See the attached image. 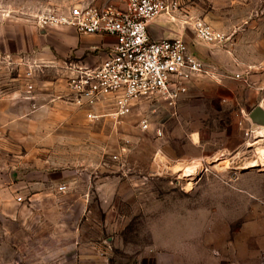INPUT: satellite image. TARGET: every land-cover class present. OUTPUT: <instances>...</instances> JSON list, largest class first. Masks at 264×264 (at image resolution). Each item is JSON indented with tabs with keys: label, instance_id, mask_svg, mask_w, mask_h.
Returning <instances> with one entry per match:
<instances>
[{
	"label": "rangeland",
	"instance_id": "374dc122",
	"mask_svg": "<svg viewBox=\"0 0 264 264\" xmlns=\"http://www.w3.org/2000/svg\"><path fill=\"white\" fill-rule=\"evenodd\" d=\"M76 3L123 6V0H0V264H205L204 240L218 229L217 212L229 207L224 192L264 191V164L245 166L264 156V128L249 121L264 108V0H181V13L160 22L187 41L208 73L177 105L143 98L118 124L110 118L88 124L72 100L58 104L43 94L58 83L69 95L77 60L46 44L36 15ZM191 19L228 41L199 42ZM11 34L16 44L27 35L28 49L3 47ZM28 81L37 93L26 92ZM181 165L186 174L170 171ZM197 168L195 176L188 173ZM39 174L45 186L24 190ZM98 180L113 188L106 198L92 188ZM239 197L241 222L249 201ZM91 211L111 226L97 244L72 235ZM184 231L192 241L183 242Z\"/></svg>",
	"mask_w": 264,
	"mask_h": 264
},
{
	"label": "built area",
	"instance_id": "2783aa9c",
	"mask_svg": "<svg viewBox=\"0 0 264 264\" xmlns=\"http://www.w3.org/2000/svg\"><path fill=\"white\" fill-rule=\"evenodd\" d=\"M181 11V0H123L121 7L76 3L67 8H47L36 15L40 30L70 28L81 35H103L115 40L101 65L76 66L68 79L72 102L86 111L88 124L105 118L118 124L129 114L132 104L143 98L163 100L173 107L194 79L208 73L204 64L190 53L183 37L155 39L149 32L150 24L164 18L174 20ZM190 25L201 43L224 45L229 39L203 20L191 19ZM31 76L29 70L27 80ZM26 92H34L30 81ZM97 108H104L105 112H98ZM141 126L148 129L147 118L141 120ZM158 136L162 133L158 132ZM58 189L62 194L68 191L65 184ZM17 201L23 203L24 199L19 196Z\"/></svg>",
	"mask_w": 264,
	"mask_h": 264
},
{
	"label": "crops",
	"instance_id": "0c3cea01",
	"mask_svg": "<svg viewBox=\"0 0 264 264\" xmlns=\"http://www.w3.org/2000/svg\"><path fill=\"white\" fill-rule=\"evenodd\" d=\"M157 22L159 25L152 28L150 34L152 36L168 34V31H165V28L160 25L162 22H160V20ZM38 30L40 32L39 34H46L48 41L46 44L53 47L60 55L66 57L71 56V58L73 57L76 59L75 67L82 65L97 67L101 65V63L106 60L111 48L115 44V40L108 36L81 35L74 29L70 28ZM29 32L32 36L35 35L33 29L30 28ZM169 35L170 37L176 36L173 32ZM26 36L23 37L24 40L25 38L27 40ZM29 37L33 40V37ZM13 38L14 36L11 34L10 37L2 40V46H11L15 50L28 49L25 46L26 40L24 41V44H16V42L19 41H15ZM33 43H36V41ZM54 86L56 87L54 90H47V92L43 94L50 95L48 98H51L58 104L61 102H68V99L72 100V94L70 90L67 89L66 84L65 90H68L69 95L67 93L65 96H63L64 88L62 84L57 83ZM34 91L37 93L35 88ZM79 111L85 116V110L79 109ZM96 111L105 112V109L97 108ZM39 175L41 176H39L37 181L33 184H28L29 186L25 185L24 190L31 191L42 189V187L45 186V181L47 179L43 174ZM75 179V184L78 185L80 181L79 177L75 176ZM94 184L96 185H91L92 188L95 187L94 189L96 190V193L104 194L105 198L113 192V188L109 187L108 184L106 185L103 180L95 181ZM240 193L224 192L226 197H230L228 200L229 207H225L222 212H217L214 228L218 229H215L216 232H214V235L208 233L207 238L204 240L207 244L204 246L206 249L204 253L205 264H264V191L262 192V196H257L256 192L248 189H244V191L242 190ZM239 196L249 201L246 208L248 212L246 215L247 217L243 218L241 222L238 215ZM94 214L95 213L92 211L91 213H88L87 219L82 225L80 231H78L80 225L72 230V235H74V237L79 239L82 238L81 241H87L92 244H97L101 240H105L106 237H109V234L111 233L109 222L95 219ZM108 217H110V214ZM84 233H86L87 236L84 235ZM53 237H55V234L48 236V238H41L43 240L42 243L46 244L48 239H53ZM202 237L203 236L200 234L199 239L202 240ZM184 241H192V235L190 232H183V242ZM213 241L216 244L222 243V245H215L214 249H212L209 244ZM240 248L245 252L243 255H240ZM95 250L97 251V249ZM138 264H141L140 261Z\"/></svg>",
	"mask_w": 264,
	"mask_h": 264
},
{
	"label": "water",
	"instance_id": "95a60500",
	"mask_svg": "<svg viewBox=\"0 0 264 264\" xmlns=\"http://www.w3.org/2000/svg\"><path fill=\"white\" fill-rule=\"evenodd\" d=\"M158 22H154L152 24L149 25V32H151L152 28L158 26ZM160 25H162L165 28V24L160 23ZM167 29H165V31H168V34H163L161 36H153V38L155 39H167V38H171L170 37V33L171 31V27L168 26L166 27ZM249 121L250 124L252 125L253 128L255 127H264V108L262 106H258L257 108H255L249 115Z\"/></svg>",
	"mask_w": 264,
	"mask_h": 264
},
{
	"label": "bare ground",
	"instance_id": "6f19581e",
	"mask_svg": "<svg viewBox=\"0 0 264 264\" xmlns=\"http://www.w3.org/2000/svg\"><path fill=\"white\" fill-rule=\"evenodd\" d=\"M262 128H264V127H262ZM264 131H260L259 133H263ZM261 160H259L258 162H253V163H247L245 166H252V165H261V164H264V156H262L261 158H260ZM161 163V165H165L166 163L164 162V161H161L160 162ZM181 167H186V166H176V167H174V168H171V170L170 171H174V172H179V171H184ZM191 170V169H190ZM190 170H188V173L189 174H191L192 176H195L194 175V172H199L198 170V168L197 169H192V172L190 171ZM185 172V171H184ZM191 172V173H190ZM184 174H186V172L184 173ZM196 174V173H195ZM184 176V175H183Z\"/></svg>",
	"mask_w": 264,
	"mask_h": 264
}]
</instances>
